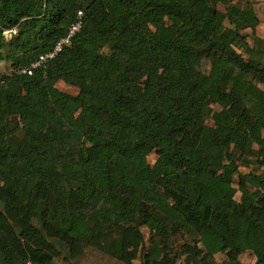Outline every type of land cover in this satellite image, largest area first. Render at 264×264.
I'll return each mask as SVG.
<instances>
[{
  "label": "trees",
  "instance_id": "obj_1",
  "mask_svg": "<svg viewBox=\"0 0 264 264\" xmlns=\"http://www.w3.org/2000/svg\"><path fill=\"white\" fill-rule=\"evenodd\" d=\"M241 1L0 0V264H52L50 239L74 258L91 245L135 264L141 248L173 264L179 234L187 264L248 249L264 264V63L244 55L260 18ZM80 10L47 69L20 72Z\"/></svg>",
  "mask_w": 264,
  "mask_h": 264
},
{
  "label": "rangeland",
  "instance_id": "obj_2",
  "mask_svg": "<svg viewBox=\"0 0 264 264\" xmlns=\"http://www.w3.org/2000/svg\"><path fill=\"white\" fill-rule=\"evenodd\" d=\"M240 3L241 5H248L250 7H253L258 17L260 18V23L254 29L248 27L241 31L242 34L246 35V40L249 43V46L253 48L251 56H249V54H244V52L243 54L254 64H259L260 62L264 63V0H242ZM219 7L221 10H225L224 5L220 4ZM17 32V29L4 31L5 41L11 43ZM210 67L211 64L209 60H204L202 62V69L206 72H209ZM11 72V63L7 60L0 61V76H4ZM56 85L61 90L71 94H77L79 92V89L76 86L70 85L63 80L58 81ZM258 85L264 89V84L260 83ZM215 108L219 109V106L215 105ZM156 158V151H152L148 156V160L151 164L154 163ZM239 168L242 172H250L254 170V168H256L255 157H246V159H244L243 162L240 163ZM261 171L262 169L257 170L258 173H260ZM234 183L235 186L238 185L237 177L235 178ZM236 198L238 200L240 199V192L236 194ZM0 209H4V203L2 201H0ZM33 223L36 226L41 227V223L39 220L34 219ZM140 229L144 235L145 245L148 246L150 244L151 230L147 225H142ZM185 238V236L179 234L174 237L173 242H170V248L168 252L170 255V259H172L174 262L173 264H187L185 259L186 253L181 247ZM228 239L231 243H233V240L230 238V236H228ZM50 241L55 246L57 252L54 255L52 264H127L119 258L102 250H99L95 246L91 245L85 246L82 255L74 258L70 256L67 248L63 244L51 239ZM144 251L145 250H142L140 248L139 254L137 258L133 260V263L144 264V258L142 257ZM225 259V253H218L215 255L213 263L222 264ZM239 259L243 264H254L256 261V256L252 249H248L240 254Z\"/></svg>",
  "mask_w": 264,
  "mask_h": 264
},
{
  "label": "built area",
  "instance_id": "obj_3",
  "mask_svg": "<svg viewBox=\"0 0 264 264\" xmlns=\"http://www.w3.org/2000/svg\"><path fill=\"white\" fill-rule=\"evenodd\" d=\"M83 24V11H78L77 19L71 23L68 32L64 35L54 46L53 49L41 53L35 60H33L29 65L23 67L20 72L25 74H32L35 69L42 68L47 69L52 60H54L57 55L62 51L65 45H67L73 36L80 31Z\"/></svg>",
  "mask_w": 264,
  "mask_h": 264
}]
</instances>
